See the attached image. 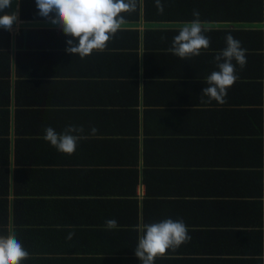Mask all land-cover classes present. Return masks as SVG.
I'll list each match as a JSON object with an SVG mask.
<instances>
[{
	"label": "trees",
	"instance_id": "obj_1",
	"mask_svg": "<svg viewBox=\"0 0 264 264\" xmlns=\"http://www.w3.org/2000/svg\"><path fill=\"white\" fill-rule=\"evenodd\" d=\"M161 3L164 5L163 14L158 13L155 0H138L136 11L124 14L125 23L137 25L144 21V25L173 27H145L143 32L138 29L118 30L103 52L92 53L87 59L70 53L56 56V52H28L40 44V39L65 34L62 31H22L17 62L23 64L26 71L18 74L28 77V80L16 87L14 118L10 78L12 35L10 31L0 29V78H6L0 87V235L13 233L29 252V258L22 264H142L134 251L140 226L139 204L137 200L130 199L136 196L138 175L128 182L120 183L124 190H117L111 179L113 170L102 168L117 162L108 157L87 158L76 150L71 155L62 154L42 138L46 127L62 133L67 126H77L74 123V116L79 112L75 111L77 105L60 101L55 95L68 93L73 96L80 85L76 81L87 77L97 78L101 95L130 96L128 103L108 101L113 105L103 104L106 107L104 109H111L113 114L122 113L130 117L128 123L132 125L133 131H126L127 135L139 137L141 84L146 118L145 135L148 137L154 133L147 126L151 118L157 113L168 114L172 107L182 104L195 106L196 110L181 107L172 111L180 115L194 112L195 116L200 117V114L225 113L236 118L232 136L212 143L234 150L229 153V160L236 161L231 168L220 173V182L213 178V188L217 190L213 195L223 199L243 197L250 200L203 202L198 206L204 211H223L227 216L223 227H229L230 224L237 227L234 218L242 210L243 225L252 231L243 230L245 234L227 231L214 234L230 237L228 241L231 244L235 240H243L245 251L242 254L247 258L239 261V264H264L263 258L258 259L264 256V30L258 28L264 24V0H161ZM19 6L21 20L51 21V16L45 18L38 15L35 0H20ZM194 10L200 13L201 25L225 24L228 28H204L206 31L203 34L211 41L209 48L199 56L183 60L168 52V48L173 37L178 34L179 26L196 19ZM237 25L254 28H238ZM228 34L240 41L241 47L246 50V66L241 70L236 65L238 79L228 89L226 102H215L223 108H202L208 104L201 103L202 82L218 70L214 57L226 47L225 37ZM58 59L59 62H56ZM82 60L87 64L92 63L97 71H75ZM56 64L65 66V70L54 72L41 69L42 65ZM174 87L188 99L172 103L159 97ZM175 135L179 137V132ZM147 136L144 183L147 185V196L151 197L155 193L149 178L154 176V171L149 168L152 163L148 150L153 149L156 143ZM88 142L83 139L78 142V146L85 147ZM173 144L181 146L202 142L178 138ZM130 157L136 162L140 155L133 153ZM80 159V165L93 163L97 168V184L90 186L78 183L76 177L80 170L76 171L74 167ZM201 172L193 171L191 179L198 180L197 173ZM116 193L126 199H105ZM75 194L100 197L92 200L91 214L86 212L84 200L48 199L54 195ZM59 204H62L61 207ZM155 204L154 200H145L144 224L154 223ZM60 208L63 210L61 213ZM108 219H115L117 228L106 229L104 225ZM215 219L213 223L206 220L203 224H218L221 220ZM83 226H92L94 229L92 233L85 232ZM70 232L74 233L72 239L67 238ZM89 240L92 242L89 248H79L76 244ZM82 252L91 257H79ZM161 259L158 264H163ZM223 264L229 262L224 261Z\"/></svg>",
	"mask_w": 264,
	"mask_h": 264
},
{
	"label": "crops",
	"instance_id": "obj_2",
	"mask_svg": "<svg viewBox=\"0 0 264 264\" xmlns=\"http://www.w3.org/2000/svg\"><path fill=\"white\" fill-rule=\"evenodd\" d=\"M19 1L16 0V14L17 20L13 24L10 31L12 35V46H11V111L12 117L15 114V95L16 87L19 83H24L26 78L19 75L18 72L25 73L23 64L17 62L18 54V43L22 37V31L26 30H45V31H58L61 32L59 28L53 26L51 21H24L21 20L19 14ZM12 5V4H11ZM8 9V10H7ZM6 9L7 14L11 13L10 7ZM176 26V25H175ZM183 25H180L181 27ZM235 28L234 25H231ZM170 28L173 25H144V21L139 24L125 23L122 25L120 30L125 29H138L143 32L146 28ZM238 28H254L250 26L237 25ZM202 28L207 29H222L228 28L225 24H214V25H202ZM264 30V24L258 26ZM4 29V28H0ZM66 36L63 34H58L55 38L48 36L43 40H39L40 44L31 49L28 52H44L53 53L56 52V56H61L66 53L67 40ZM17 42V43H16ZM56 46V48H55ZM93 53H97L94 51ZM92 57V56H90ZM87 59V58H86ZM59 62V59L56 61ZM91 64V65H89ZM82 63L76 66L75 71L93 73L97 69L92 67V63ZM29 68V67H28ZM32 70L33 68H29ZM41 69L45 71L63 72L65 66L56 65H42ZM6 80L5 77L0 78V87H2L1 82ZM79 82L77 90L73 96H69L68 93H56V98L63 102L70 101L73 102L75 111H79L74 116V123L77 126H83L85 131L83 135L87 136L88 143L85 147H80L77 145L76 151L79 155L85 157L94 158H104L114 160L117 164L112 166H106L102 168L111 169L114 175L111 174V179L115 182L117 190H124L120 183L128 182L130 178L139 177V182L136 187V196L130 199H135L139 204V216L140 225L143 223V216L145 211L144 202L145 200L151 199L156 202L154 209V223L163 221L165 219L180 220L182 219L187 225L189 230V235L191 239L182 244L176 251H167L166 254L161 257L163 264H223L224 261L229 262V264H239V261L244 260L245 246L242 244L243 240H235L234 244H231L226 235L216 236L214 232H243V230L253 229L247 228L244 224V216L242 210L238 212L234 221L237 222V227L230 224L229 227L225 226L224 223L227 219L226 214L223 211L208 210L204 211L198 205L200 203H214V202H226L228 200H250L244 199L243 197H233L231 199L219 198L213 195L217 192L213 188L215 181L213 178H217L220 182V173L231 168L235 160H229V153L234 150L228 149L227 147H222V145L212 144L213 141L224 139L225 137H230L234 131V125L236 124V118L225 113H209L200 114V116H195L194 112L180 115L173 112V109L185 108L191 111L196 110L195 106L182 104V106H175L170 109V113L162 114L157 113L154 118H151L147 124L154 133L149 137L145 135V124L146 118L143 113V88L141 84V121H140V132L139 137L133 135L125 134L126 131H133L132 125L129 122L130 117L126 114L116 113L113 114L111 109H104L106 107L103 104L113 105L107 103L108 101L113 103H128L130 101V96L116 94L101 95L99 91V84L97 78L87 77L84 79H78L76 83ZM203 88L206 86L202 82ZM5 87V85H4ZM52 87V86H51ZM201 88V92L203 90ZM200 92V93H201ZM155 97H158L156 95ZM163 99L166 98L172 103L179 102L183 99H188V97L181 93L177 88H171L170 92L167 94H162L159 96ZM2 99V98H1ZM57 99V100H58ZM207 99V98H205ZM58 100V101H59ZM59 101V102H60ZM216 101L208 103L207 106H202V108H223L222 105H216ZM184 106V107H183ZM221 124H223L222 129ZM95 127L98 131L95 135H91V128ZM179 132V137L177 135ZM205 134V135H203ZM131 136V137H129ZM146 136L154 140L155 147L149 149V160L152 165L149 166L151 170L154 171V176L149 178L151 182L153 196H147V185L144 183L145 177V143ZM138 140H137V139ZM178 138L197 140L201 141L202 144H173ZM14 139V138H13ZM171 139V144L169 143ZM137 140L138 142H134ZM208 140V141H207ZM82 141V140H81ZM204 142V144H203ZM135 153L140 155L139 160L132 161L131 155ZM81 164V159L77 162L74 169L80 170L79 175L76 177L78 183L84 185L97 184L98 175L97 168L93 166V163ZM193 171H202L199 174L198 180L191 179V173ZM14 167L11 168V176H13ZM205 174L209 177L207 178ZM12 180V177H11ZM194 185L200 186L196 189ZM63 195V194H60ZM48 199L53 201H73V200H84L85 210L88 214L92 213V200L100 199L97 196L89 195H54L48 197ZM105 199H126V197L120 196V194H115V196L107 197ZM61 207L62 204H59ZM59 213L63 210L59 209ZM215 218H221L218 224H203L206 220L209 223L216 221ZM93 227L83 226L82 230L85 232L93 231ZM209 231V232H208ZM197 235V236H196ZM231 235V234H229ZM79 248H89L92 245L91 240L88 242H76ZM242 244V245H241ZM252 245H250L251 249ZM66 258H71L70 255L63 254ZM79 257H91L82 252ZM264 257V256H263ZM159 259L155 260L158 264ZM264 259V258H263Z\"/></svg>",
	"mask_w": 264,
	"mask_h": 264
},
{
	"label": "clouds",
	"instance_id": "obj_3",
	"mask_svg": "<svg viewBox=\"0 0 264 264\" xmlns=\"http://www.w3.org/2000/svg\"><path fill=\"white\" fill-rule=\"evenodd\" d=\"M12 2L13 0H0V11L10 7ZM137 2L138 0H35L38 15L45 18L51 16L53 26L62 30L65 36L71 37L67 40L66 51L79 55L81 59L94 51L103 52L107 48L109 41L125 24L124 14L135 12ZM155 6L158 13L163 14L164 5L161 0H155ZM193 16L196 19L178 29V34L173 37L168 48V52L183 60L199 56L211 43L210 38L203 34L206 30L199 20V11L194 10ZM16 20V13L0 16V28L11 31ZM225 41L226 47L214 57L218 70L205 78L206 86L200 94L201 103L216 101L224 104L228 89L238 79L236 65L241 70L246 66V50L241 47L240 41L231 34L225 37ZM84 131L83 126L75 125L67 126L62 133L46 127L42 138L58 152L71 155L78 142L88 138L83 135ZM97 131L95 127L91 128V135H95ZM104 226L112 230L118 225L115 219H108ZM138 232L134 251L142 264H155V260L163 257L167 251L174 252L191 239L182 219L174 221L169 218L157 223L141 224ZM73 235L70 232L67 238L72 239ZM29 255L13 233L0 235V264H22ZM260 258L264 257H258Z\"/></svg>",
	"mask_w": 264,
	"mask_h": 264
},
{
	"label": "rangeland",
	"instance_id": "obj_4",
	"mask_svg": "<svg viewBox=\"0 0 264 264\" xmlns=\"http://www.w3.org/2000/svg\"><path fill=\"white\" fill-rule=\"evenodd\" d=\"M16 6H17V3H16V0H14V2L12 3V5L10 6V10L9 11H11V13H8L9 15H11L13 13H16ZM6 9H4L3 11H0V16H3L5 14H7Z\"/></svg>",
	"mask_w": 264,
	"mask_h": 264
}]
</instances>
